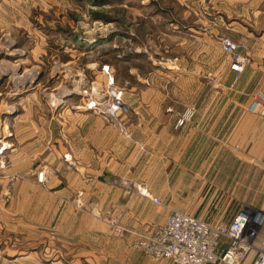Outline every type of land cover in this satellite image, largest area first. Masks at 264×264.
Segmentation results:
<instances>
[{"label":"rangeland","instance_id":"1","mask_svg":"<svg viewBox=\"0 0 264 264\" xmlns=\"http://www.w3.org/2000/svg\"><path fill=\"white\" fill-rule=\"evenodd\" d=\"M262 9L264 0H0V264H102L98 253L113 247L123 226L115 208H101L80 191L56 194L54 186L63 188L66 182L54 169L77 168L65 155L63 119L90 114L102 120L85 107L96 88L113 86L130 108L131 88L154 86L168 90L162 96L177 131L192 120L189 107L214 97L197 95L195 88L228 87L226 67L234 74L231 86L238 81L246 59L238 52L240 33L234 39L229 29L258 23ZM225 40L235 46L233 55L224 51ZM235 55L243 62L238 74L231 70ZM196 59L204 61L196 64ZM182 87L185 96L177 93ZM183 102L187 108L179 110ZM131 110L119 116L121 130L108 124L124 138H129L124 121L135 115ZM215 134L221 139L226 128H213ZM206 139L200 144L205 148L202 166L187 167L186 176L177 170L172 177L183 182L175 206L158 199L169 209L202 215L208 223H215L211 215L227 219L241 208L264 209V167L259 172L256 159L227 158L231 147L226 144L210 157L206 147L212 144ZM254 147L264 149L261 140ZM77 177L90 181L83 174ZM109 183L124 196L140 197L136 186L148 190L127 176ZM63 214L73 218L64 229L85 233L69 242L52 240ZM91 230L101 236L106 230L110 239L88 236ZM149 237L131 248L158 260L134 247Z\"/></svg>","mask_w":264,"mask_h":264},{"label":"crops","instance_id":"2","mask_svg":"<svg viewBox=\"0 0 264 264\" xmlns=\"http://www.w3.org/2000/svg\"><path fill=\"white\" fill-rule=\"evenodd\" d=\"M259 14L261 17L258 23L237 24L229 29L230 36L234 39L238 37L237 33H240L238 52L246 59L238 81L231 86L234 74L226 67L230 83L228 87L219 88L215 85L206 90L195 88L197 95L205 93L214 97H210L208 101L197 100L189 107L194 111V116L190 123H186L177 131L174 128L175 118L166 112L168 106L162 96L164 91L168 90L154 86L131 88L134 98L129 104L135 115L131 113L130 119L124 121L129 138L115 133L108 124L90 114H71L63 119L65 155L77 164V168L73 171H63L60 167L54 169L55 174L62 176L66 184L60 188L57 184L60 182L56 180L57 186H54V182L52 187H56V194L80 191L101 208H115V215L119 216L123 226L121 236L112 239L113 247L98 253L102 264H173L166 259L148 258L131 248L133 242L148 238L156 228L164 224L168 214L166 209L155 207L137 196L122 195L110 185L109 181L113 178L127 176L137 182H144L155 197L169 206H175L176 191L183 182H172V177L177 170L180 176H186L187 167L202 166L200 160L204 158L205 149L200 146L203 143L202 138H210L205 140V143L212 144L206 147L210 157L216 155L218 146L226 144L227 148L231 147L227 158L232 155L231 158L237 157L245 161L256 159L258 162L254 166H258L259 172L264 167V149L254 150L257 140H261L264 147V120L247 112L251 96L256 92L264 94V9L259 10ZM198 40L207 42L205 38ZM203 61L196 59L195 63ZM210 61L212 63V56ZM210 71L212 79L217 81L218 73H214L213 68ZM177 93L185 96L187 88H179ZM224 95L226 97L220 99V96ZM235 97L241 98L242 102H236ZM186 108L187 104L183 102L178 109ZM215 127L226 128V134L221 139L219 134L212 137ZM203 130L211 134H203ZM214 145L217 147L213 149ZM58 148L60 149L59 145ZM233 148H237L238 152ZM75 172L77 176H88L90 181L79 180ZM192 215L204 218L202 215ZM216 217L217 215H211L210 220L217 221L222 218L221 215ZM61 220L59 230L56 228L52 240L62 239L69 242L85 233L76 232L74 228L69 227L64 229L63 225L71 222L72 217L63 214ZM97 233L98 231L91 230L87 235L110 239L106 230L102 232L105 236Z\"/></svg>","mask_w":264,"mask_h":264},{"label":"built area","instance_id":"3","mask_svg":"<svg viewBox=\"0 0 264 264\" xmlns=\"http://www.w3.org/2000/svg\"><path fill=\"white\" fill-rule=\"evenodd\" d=\"M222 47L232 55L236 49L229 40L223 41ZM242 64L240 57L235 55L231 70L240 73ZM95 93L94 99L87 100L86 109L114 129L121 130L119 116L128 113L121 92L107 86L104 91L96 88ZM247 112L264 120V94L253 96ZM185 120L183 117L182 122ZM134 191L157 207L168 209L164 224L156 228L148 240L134 246L144 254L173 264H264V211L241 208L230 218L220 217L215 223H208L167 208L144 187L136 186Z\"/></svg>","mask_w":264,"mask_h":264},{"label":"bare ground","instance_id":"4","mask_svg":"<svg viewBox=\"0 0 264 264\" xmlns=\"http://www.w3.org/2000/svg\"><path fill=\"white\" fill-rule=\"evenodd\" d=\"M168 215V214H167ZM167 217V216H166Z\"/></svg>","mask_w":264,"mask_h":264}]
</instances>
